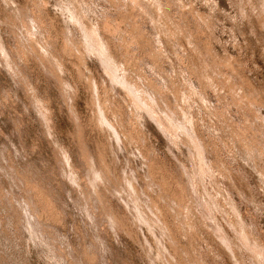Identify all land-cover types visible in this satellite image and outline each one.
<instances>
[{"label": "rangeland", "instance_id": "rangeland-1", "mask_svg": "<svg viewBox=\"0 0 264 264\" xmlns=\"http://www.w3.org/2000/svg\"><path fill=\"white\" fill-rule=\"evenodd\" d=\"M263 248L264 0H0V264Z\"/></svg>", "mask_w": 264, "mask_h": 264}, {"label": "bare ground", "instance_id": "bare-ground-1", "mask_svg": "<svg viewBox=\"0 0 264 264\" xmlns=\"http://www.w3.org/2000/svg\"><path fill=\"white\" fill-rule=\"evenodd\" d=\"M144 6V5H143ZM148 9V8H147ZM146 14V13H145ZM163 15V14H162ZM84 44V43H83ZM85 47H87L86 45H85ZM85 49V48H84ZM111 58V57H110ZM2 63V62H1ZM12 63V62H11ZM14 65V64H13ZM13 67V66H12ZM9 69V68H8ZM15 71V70H14ZM18 72V71H17ZM24 73V72H23ZM14 74V73H13ZM124 74V73H123ZM153 74H154V72H153ZM20 80V79H19ZM21 82H23V81H21ZM128 82V81H127ZM131 97V96H130ZM160 116V115H159ZM48 120V119H47ZM22 150V149H21ZM9 156V155H8ZM21 179V178H20ZM19 184V183H18ZM26 184V183H25ZM37 187V186H36ZM41 191V190H40ZM41 193V192H40ZM18 194V193H17ZM22 196V195H21ZM25 200V199H24ZM43 200V199H42ZM32 208V207H31ZM31 214V213H30ZM41 216V215H40ZM26 220V219H25ZM28 223V222H27ZM221 236V235H220ZM264 249V248H263ZM257 258V257H256ZM260 258H258V260H259ZM262 262V261H261Z\"/></svg>", "mask_w": 264, "mask_h": 264}]
</instances>
